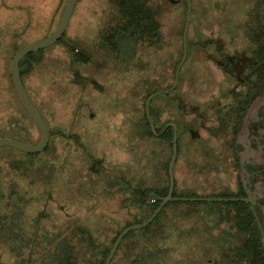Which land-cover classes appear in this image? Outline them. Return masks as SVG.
I'll use <instances>...</instances> for the list:
<instances>
[{"label":"rangeland","instance_id":"obj_1","mask_svg":"<svg viewBox=\"0 0 264 264\" xmlns=\"http://www.w3.org/2000/svg\"><path fill=\"white\" fill-rule=\"evenodd\" d=\"M66 2L0 0V137L32 143L41 138L18 100L10 61L13 45L38 40L56 28ZM162 4V28H178L180 6ZM208 5L214 10L211 1ZM114 6V0H79L74 10L66 35L89 55L87 62L77 61L63 43H57L45 48L41 59L24 73L28 94L46 119L52 138L38 155L0 150V217L8 215L11 224L23 229H14L10 236L0 230V264H44L45 237L50 232L73 240L75 235L69 231L73 227H89L99 246H109L117 229L147 214L146 209L131 205L132 191L124 189L122 182L145 183L149 189L169 186L172 148L160 158L155 155L156 141H147L153 153L147 152L143 160L139 68L129 71L120 62L100 66L95 61L101 59L97 46L118 17ZM186 162L183 154L175 165L180 179L189 171ZM221 203L169 202L159 227H152L159 229L157 234L167 229V235L156 239L155 247H147V233L134 230L114 264L128 261L125 255L146 254L152 247L166 264H189L176 238L191 226L202 232L212 220L209 207Z\"/></svg>","mask_w":264,"mask_h":264},{"label":"flooded vegetation","instance_id":"obj_2","mask_svg":"<svg viewBox=\"0 0 264 264\" xmlns=\"http://www.w3.org/2000/svg\"><path fill=\"white\" fill-rule=\"evenodd\" d=\"M210 1L214 10L208 5ZM190 5L186 31L185 24L183 29H143L138 31L139 39L131 35L133 31H126L118 61L115 47L101 39L97 46L101 59L95 61L100 66L122 61L129 71L131 67L139 68L142 141H156L157 157L171 147L173 157L176 134L174 167L186 155L190 178L187 172L180 179L173 167L172 194L195 197V193L205 192L202 197L230 199L209 207L212 220L202 232L191 226L176 238L185 248L189 264H264V0H190ZM66 31L64 38L75 44ZM28 43L13 45L11 61ZM30 54L21 60L20 73L23 60L24 66L32 65ZM21 78L26 89L22 73ZM149 128L154 137L149 135ZM51 138L50 130L49 144ZM143 152L145 162L146 153L153 152L147 144ZM143 184L141 191L147 188ZM149 190V194L167 195L170 174L167 192L161 186ZM77 228L75 232L74 227L69 230L75 235V252L70 254L65 252L66 239L72 237L57 238L49 232L44 264H99V244L83 253L82 232Z\"/></svg>","mask_w":264,"mask_h":264},{"label":"trees","instance_id":"obj_3","mask_svg":"<svg viewBox=\"0 0 264 264\" xmlns=\"http://www.w3.org/2000/svg\"><path fill=\"white\" fill-rule=\"evenodd\" d=\"M163 2H166L170 6H174V7L180 6L179 12H177L180 15V23H179L180 25L178 26V29H183L184 24H185L186 13H187L186 0H180L177 3H173L170 0H162L161 3L157 2L155 0H153V1L152 0H114V5H115L114 7L116 8V12H117L118 17L115 20V23L113 25L114 26L113 30H112L113 33H109V35H108V33L105 34L104 35V42L107 43V45H113V47H115L114 51L117 55L118 53L121 54L123 51V48L125 45L126 31H129V30L133 31L131 35L135 39H139L140 36H139L138 31H141L143 29L162 28V19H161V17L159 18V16L162 13H164L163 11L165 10V7L162 4ZM46 36H48V35H46ZM106 39H108V40L106 41ZM59 43H63V45L65 47H67L69 52L75 56V59L77 61H81V62L83 61L85 63L89 60V58L86 59V57H87L86 55L80 56L78 54V52L75 51L72 47H70L64 40H60ZM50 47H52V46H50ZM44 51L45 50L43 49V50H40L38 52L31 53L29 56L33 57L34 62H38L39 59H41L40 58L41 54ZM82 51L85 52L84 50H82ZM121 62L122 61H120V63ZM25 64H26V60H23L22 66H21V73L22 74H24L25 72H27L29 70L28 67L24 66ZM148 133H149V135H152L154 137V134L150 130V128L148 129ZM169 141H171V136L169 137ZM38 154H40V153L33 154V155H38ZM129 182L130 181H124L122 183L125 184V186L123 187L124 189L132 191V193H131L132 197L130 198L131 205L136 204L137 207H140L142 209L143 208L146 209L147 214L146 215L144 214V216L141 219H136L130 223L125 224L121 228L117 229L115 231V235L113 236V239L111 240L109 246H105L101 243L100 249L98 250V252L100 254L102 253L101 259L99 260V264H104L107 255L109 254L117 236L121 233V231L130 225L141 223V222L145 221L154 212V210L157 208V206L159 204L158 201L151 202V201H148L146 199V194L151 193V190L146 188L145 190L141 191V188H140L141 185L137 184L136 186H134ZM165 189H166L165 191L167 192L168 187H165ZM164 196H166V195H164ZM185 202H189V201H185ZM162 213H164V208L160 211V213L155 217V219L148 226H146L142 229H139V231H141V233H147V235H146V241H148V242H146L147 247H149L150 245L155 247V245H157L155 240L160 239L161 236L165 237V235H167V232H166L167 229H164L162 234H160V233L157 234L159 229H156V228L153 229L154 225L157 226L159 224L158 222L161 223L160 217H161ZM15 219H17V218L15 217L14 220ZM11 220L12 219L8 215H4V216H2V218L0 217V221L3 222V223H0V230L6 232L7 236H10L11 233H9V232L13 231L14 229L23 230L19 225L11 224L10 223ZM158 227H159V225H158ZM77 229L82 232L81 237H82V242H83V247H84L83 251L84 252H90L91 248H93L94 244L97 243L96 239L93 237L92 230L87 226L80 227ZM75 231H76V229L74 227V232ZM133 232L134 231H130L123 238L121 244L119 245V247H118V249H117V251H116V253L112 259L113 264L117 260L116 258H117L118 253H120L122 251V249L124 250L125 240L128 239L129 236L131 234H133ZM72 241L73 240L71 238L66 239V247L68 248L65 251L66 254H70V253L75 252V248H74L75 245H74V242H72ZM98 244H100V243H98ZM154 247H152V248H154ZM152 248H149L150 251ZM150 251L148 250V252L146 254L145 253H136L134 255H125V258L128 259V261H124L123 264H125V262L127 264H166V262L162 258V256L155 254V252L153 250L151 252ZM67 258H68L67 261L71 262V258H69V257H67ZM126 259H123V260H126Z\"/></svg>","mask_w":264,"mask_h":264},{"label":"water","instance_id":"obj_4","mask_svg":"<svg viewBox=\"0 0 264 264\" xmlns=\"http://www.w3.org/2000/svg\"><path fill=\"white\" fill-rule=\"evenodd\" d=\"M173 3H177L180 0H170ZM188 1V8H187V15H186V23H185V31L188 28L190 13H191V5L190 0ZM78 0H67L65 8L63 10L62 16L58 22L57 27L55 30L48 36H45L41 39L35 40L30 42L24 46H22L13 56L12 61L10 63V73L12 78V83L14 89L16 91L17 97L22 104L23 108L26 110L28 115L32 118V120L37 125L41 138L36 143H29L25 142L13 137H0V148L4 146H9L19 151L30 153V154H37L43 152L50 140V130L49 127L42 116V114L38 111V109L34 106L33 102L29 98L26 89L24 87L21 73H20V62L21 60L28 54L37 52L41 49L50 47L54 45L59 39H63L70 47H72L75 51L78 52L80 56H85L86 54L79 49L75 44H73L68 39L64 38V33L69 25L71 20L72 14L76 7ZM176 84V83H175ZM175 84L171 87V89L175 86ZM157 92L156 94H158ZM155 95V94H154ZM154 130V129H153ZM155 131V130H154ZM176 139L177 136H174V145H173V157L169 164V174H170V190L166 196H159L155 194H146V199L151 202L158 201L159 204L154 212L143 222L130 225L124 228L121 233L117 236L109 254L106 257L105 264H110L111 260L113 259L119 245L121 244L123 238L130 232L134 230L142 229L148 226L155 217L160 213V211L171 201H227L230 200L229 198L225 197H181V196H174L172 194L173 191V167L176 160Z\"/></svg>","mask_w":264,"mask_h":264}]
</instances>
